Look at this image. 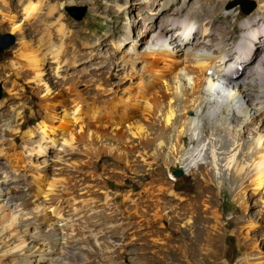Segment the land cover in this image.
Listing matches in <instances>:
<instances>
[{"label":"bare ground","instance_id":"obj_1","mask_svg":"<svg viewBox=\"0 0 264 264\" xmlns=\"http://www.w3.org/2000/svg\"><path fill=\"white\" fill-rule=\"evenodd\" d=\"M51 1L40 0L48 9L30 34L13 10L2 13L19 38L0 75L9 95L0 103V264H61L76 254L112 264L95 246L99 234L82 226L100 220V211L92 207L87 214L74 206L76 185L90 195L91 183L78 177H94L95 157L106 158L111 175L151 178L139 195L142 206L136 194L126 192L128 204L116 223L129 228L110 241L114 252L132 241L145 243V237L159 241L153 227L167 220L168 239L160 241L168 244V264H222L217 245L222 223L208 203L218 171L229 176L241 204L248 189L264 187V151L255 149L264 134L249 146L239 143L264 121V0L241 22L238 39L218 20L226 0H121L137 14L138 36L132 38L126 26L125 36L109 35L99 44L100 56L96 46L79 53L61 15L53 22ZM24 4V15L35 17L34 0H18V6ZM168 69L173 86L162 91L158 82ZM24 80L43 83L46 93L53 84L63 100L58 124L42 114L36 127L29 125L21 102L32 90L17 85ZM50 99L42 101L44 111ZM57 131L58 137L50 136ZM186 135L196 142L188 149ZM178 163L199 176L196 194L176 192L174 180L165 177L164 170ZM244 260L254 264L249 256L240 263Z\"/></svg>","mask_w":264,"mask_h":264},{"label":"rangeland","instance_id":"obj_2","mask_svg":"<svg viewBox=\"0 0 264 264\" xmlns=\"http://www.w3.org/2000/svg\"><path fill=\"white\" fill-rule=\"evenodd\" d=\"M200 3L201 0L199 1V4ZM253 3L255 4V8L252 12H254L258 9L260 0H226L225 5L218 11V20L226 23V29L230 32L231 36L235 35L237 36V39L239 38L241 22L248 15L244 13L243 6L246 5V7L250 8L253 7ZM34 4L36 8L35 17L28 19L26 15H24L25 10L23 9L27 4L18 6V0H0V47L10 44L4 51L0 52V75L2 73V68L4 69L10 64L13 57V51L16 48L19 38V33L13 31L9 21L3 16L8 11L13 10L23 24L22 26L24 27L25 33L30 34L29 31L35 27V21L38 20L39 17H42L48 9V5L43 3L42 5L40 0H34ZM49 5L55 8L54 14L56 15L52 19L53 22H56L59 15H61V22L67 26L70 35L73 34L76 46H78V51L81 55L86 53L85 51H87L90 46H96L97 50L95 53L100 56L103 51L99 44L107 39L109 35L116 37V39L118 35L125 36L127 32L125 29L126 26L130 29L132 38L138 36L137 30L139 24L137 23V14H133L130 10H125L124 3L121 0H53ZM83 6L87 7V12L84 18L80 21L75 20L66 11V7ZM107 9H110V11H107ZM2 13H4V15ZM110 41L111 44H109V50L112 53L114 40ZM36 45L38 44L36 43ZM168 48H172V46L168 45ZM137 51L141 52L139 49V43L137 45ZM164 67L165 66L162 64V68ZM114 68L115 69L112 70V76L114 77L113 82L117 83L118 68ZM181 72L183 74V71ZM168 75L163 81L158 82V87L162 91L165 87L171 88V86H173L169 69ZM6 85L5 81L0 78V89L2 92L0 103L9 96L6 92ZM17 85L20 89L27 87V90H32L31 93L28 92L24 95L21 102V104L26 107V119L30 120L29 125L31 127H36L38 125L42 114H49L48 117L53 118L54 121H56V124H58V119L62 114L63 100L56 96L53 84H48L50 89L48 93L43 92V83H28L24 80L20 81ZM182 88L183 87L180 85V89ZM81 89H84V87ZM46 95H50L51 99L48 101L49 107L47 111H44L41 103L46 98ZM243 96L245 97V95ZM66 98H68V96L64 99ZM88 103L89 107L94 105V101L91 99H88ZM7 113L8 111L5 112V114ZM189 114L190 117L195 115L194 112H190ZM248 117L249 114L246 119H248ZM256 127L257 126H255V128ZM263 128L264 121L262 123V129L259 130L258 127V130H255L253 127L252 130L244 132L245 134L240 136V146H242V144L249 146L252 138L264 134L262 133ZM254 131H256V133ZM205 133L206 132H204V134ZM58 134L59 131L56 133H50V136L58 137ZM59 139L61 140V138ZM229 139L230 138H227L228 141ZM16 142L17 144L22 142L20 135L16 138ZM194 144H196L195 139H191L190 135H186V149L192 147ZM260 144L261 146L254 148L264 151V137ZM6 150L8 151V149ZM76 160L79 161L80 158H77ZM94 161L98 162L97 167L99 169L95 172L94 177H90L88 173L78 177V179H82L87 184L91 183L90 195L87 196L86 194H82L83 192L80 190V187L76 185L75 197L77 196L79 200L76 198L77 202L74 203V206L77 208L78 212H87V214L92 212L90 211L92 207L93 210L97 209L100 211L99 213L102 216L100 220L94 221L91 225H82L85 227L87 226V228L91 227L94 232L99 234L101 240L99 239V241L95 242V246L100 249V252L106 258V261L111 262L112 264H168V244L160 241V239H168L167 220L164 221L163 225L155 224L153 227L158 230L159 241H153L145 237V239H147L145 240V243H143V240L132 241L127 243L122 250H117L116 252L113 251L110 243L112 239L125 234L129 228L126 224L119 225L116 223L120 212L123 211L128 204L125 200L126 192L129 191L136 194L138 202L140 206H142L140 194L143 191L144 185L151 180L150 175L137 177L135 174L129 172L119 177L111 175L106 170L105 167L107 165L105 157L100 159L99 157H95ZM50 164L54 166L55 162H51ZM160 164L161 163L159 162V164L154 167L160 169V166H162ZM29 165L33 164L30 163ZM179 170L182 171V175L176 176L175 172ZM218 172L215 181L216 188L214 194L208 199V203L213 204V207L209 208V210L215 212L220 217L222 223L217 243L221 250L220 262H222V264H246L245 260L242 263H240V260L249 256V262H253L254 264L263 262L264 264V187L260 189L261 192L256 191L255 193L251 189H248L245 193L246 195H244L243 204H241L240 200L237 199V194L235 193L232 182L228 178L229 176H227L225 172ZM164 175L167 179L174 180L173 182L175 184L176 192L190 193L191 195H194L200 188L198 187L199 176L194 177L189 175L180 163L173 165L171 171H168V169L164 170ZM63 176L64 174L61 175V177ZM89 198L94 199L91 205L82 202ZM106 203H109V205H106ZM164 203L166 204V207H168V197ZM59 225L61 224H56V226ZM173 234L175 236L180 235L175 231H173ZM217 247H214V249L217 250ZM99 258L100 256L95 259V257H81L80 254L79 256L76 254L75 258H67L64 260V263L61 262V264H95ZM6 264H11V262L9 263V261H6Z\"/></svg>","mask_w":264,"mask_h":264},{"label":"water","instance_id":"obj_3","mask_svg":"<svg viewBox=\"0 0 264 264\" xmlns=\"http://www.w3.org/2000/svg\"><path fill=\"white\" fill-rule=\"evenodd\" d=\"M243 11L246 14H249L250 12H252V10H254L255 8V4L253 3V7H246V5L243 6ZM66 11L68 12L69 15H71L75 20L80 21L84 18V16L86 15L87 12V7L83 6V7H66ZM10 44H7L3 47H0V52L4 51ZM2 96V92L0 89V98ZM176 176H181L182 175V171L179 170L177 172H175Z\"/></svg>","mask_w":264,"mask_h":264}]
</instances>
